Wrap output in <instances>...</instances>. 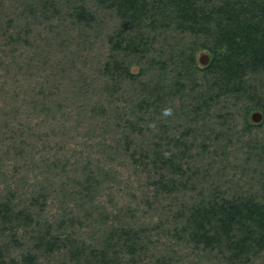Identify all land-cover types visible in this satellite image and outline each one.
<instances>
[{
	"label": "trees",
	"instance_id": "16d2710c",
	"mask_svg": "<svg viewBox=\"0 0 264 264\" xmlns=\"http://www.w3.org/2000/svg\"><path fill=\"white\" fill-rule=\"evenodd\" d=\"M186 250L264 254V0H0V264Z\"/></svg>",
	"mask_w": 264,
	"mask_h": 264
},
{
	"label": "rangeland",
	"instance_id": "374dc122",
	"mask_svg": "<svg viewBox=\"0 0 264 264\" xmlns=\"http://www.w3.org/2000/svg\"><path fill=\"white\" fill-rule=\"evenodd\" d=\"M105 26H107L108 25V23L106 22L105 24H104ZM102 30H105L106 31V28H104V29H102ZM108 30V29H107ZM104 31V32H105ZM106 33V32H105ZM104 33V34H105ZM95 45H96V47H104V45H105V42H104V40H103V38L102 37H98L97 38V41H96V43H95ZM203 52H200L199 54H198V57H199V55L200 54H202ZM224 173V175H226V176H228V173L227 172H223ZM223 185L222 184V182L220 181L219 183H218V185ZM174 251H176L177 253L176 254H178V256H176V255H173V258H172V263H175L176 262V260H177V258H179L182 254L181 253H183V252H185V251H183L182 252V250H180L179 248H176ZM187 250H186V258H184L183 259V261H182V263L183 264H194V262H195V264H198V261H203V263L204 264H210L211 263V258H210V260H202V259H200L198 256L197 257H194V258H192V257H190V256H188V254H187ZM155 256H157L156 254H155ZM198 258V259H197ZM205 259H207V258H205ZM193 262V263H190V262ZM210 261V262H209ZM213 263V262H212ZM256 264H264V254L262 255V256H260V259L257 261V263Z\"/></svg>",
	"mask_w": 264,
	"mask_h": 264
},
{
	"label": "water",
	"instance_id": "95a60500",
	"mask_svg": "<svg viewBox=\"0 0 264 264\" xmlns=\"http://www.w3.org/2000/svg\"><path fill=\"white\" fill-rule=\"evenodd\" d=\"M208 61H209V56L207 53H202L199 55L198 62L200 65H202V66L206 65L208 63ZM260 119H261V114L259 112H253L251 114V120L253 122H258V121H260Z\"/></svg>",
	"mask_w": 264,
	"mask_h": 264
},
{
	"label": "clouds",
	"instance_id": "9594fccd",
	"mask_svg": "<svg viewBox=\"0 0 264 264\" xmlns=\"http://www.w3.org/2000/svg\"><path fill=\"white\" fill-rule=\"evenodd\" d=\"M172 114H173V110L170 107L169 108H165L163 110V113H162V115H164L165 117L171 116ZM149 127L155 129V125L154 124L149 125ZM165 155H167V153Z\"/></svg>",
	"mask_w": 264,
	"mask_h": 264
}]
</instances>
